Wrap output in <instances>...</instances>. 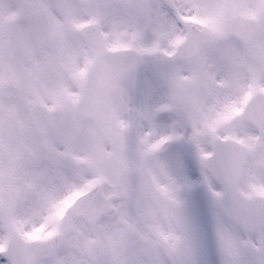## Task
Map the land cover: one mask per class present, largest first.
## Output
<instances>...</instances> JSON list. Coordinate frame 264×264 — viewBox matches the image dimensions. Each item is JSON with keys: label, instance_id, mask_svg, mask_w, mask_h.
I'll return each mask as SVG.
<instances>
[{"label": "snow or ice", "instance_id": "snow-or-ice-1", "mask_svg": "<svg viewBox=\"0 0 264 264\" xmlns=\"http://www.w3.org/2000/svg\"><path fill=\"white\" fill-rule=\"evenodd\" d=\"M0 264H264V0H0Z\"/></svg>", "mask_w": 264, "mask_h": 264}]
</instances>
